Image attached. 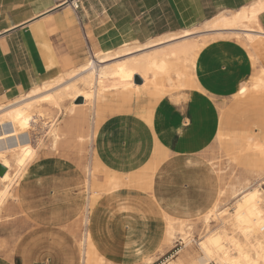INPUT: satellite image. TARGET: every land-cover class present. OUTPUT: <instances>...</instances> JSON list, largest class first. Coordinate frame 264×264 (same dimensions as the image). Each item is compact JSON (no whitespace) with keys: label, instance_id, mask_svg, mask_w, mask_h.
Segmentation results:
<instances>
[{"label":"crops","instance_id":"0c3cea01","mask_svg":"<svg viewBox=\"0 0 264 264\" xmlns=\"http://www.w3.org/2000/svg\"><path fill=\"white\" fill-rule=\"evenodd\" d=\"M66 1L0 0L1 98L22 95L39 85L38 79L56 74L63 48L81 51L91 44L101 49L106 45L101 41L109 36L115 42L121 35L146 42L166 33L156 32L150 20L162 16L167 5L179 21L175 32L257 0H76L77 9ZM259 21L264 29V11ZM250 50L264 63V37ZM253 71L243 44L234 38L216 39L199 52L197 84L187 99L176 103L162 98L153 109L152 123L134 112L102 120L94 140L100 163L140 181L108 191L89 215L88 229L106 256L133 263L152 257L163 244L167 217L195 220L211 209L220 179L204 152L219 130L216 99L234 95ZM155 156L158 164L147 182L141 172ZM36 164L21 179L18 198L43 224H34L13 256L0 257V264H82L78 239L68 225L87 207L86 175L66 157L52 156ZM135 246L142 248L140 255Z\"/></svg>","mask_w":264,"mask_h":264},{"label":"rangeland","instance_id":"374dc122","mask_svg":"<svg viewBox=\"0 0 264 264\" xmlns=\"http://www.w3.org/2000/svg\"><path fill=\"white\" fill-rule=\"evenodd\" d=\"M173 13V9L167 5L164 8V14H162V16L159 13L158 19L155 18L150 20V22L152 21V26H154L156 32L164 31L166 33H172L171 31L174 29V24L179 22L176 20V14L174 15ZM208 19L189 27V29H192V33L189 35L190 37H186L187 39L185 40L187 41L185 42L196 43L195 41H197V44L200 46V49H198L199 52L202 47L200 44L204 41L206 42L207 39V43H210L211 41H214V38L215 40L221 38H234L236 41L243 44L248 49V53H250V58L252 57L251 59H253L252 62L254 65V71L248 80L250 85L252 84L251 94L249 97L245 98V100H240L239 97L235 95L216 99V103L221 113L219 130L216 138L206 149L204 155L214 166L219 176V196L211 209L206 211V213L198 219L178 220L171 217L166 218L164 241L163 244L156 251H154V255L152 256L154 261L153 264H162L174 255L175 256L172 257L173 259L177 260L178 258H182L185 264L195 262L196 257L200 254L197 241L205 232L207 227L206 219L208 216L212 228H217L219 226V220L216 215V210L226 207L230 212H233L234 202L238 198L237 196L241 191L252 186H261L260 188L264 194V89L254 88V83L257 82L256 80L258 78L263 76L262 78L264 79V63H260L257 59L258 57L256 58L255 54L250 50V47L253 45L244 40L245 31L240 28H214L209 24L205 25V22ZM253 28L256 31L260 30L257 25ZM182 30L175 32H181ZM250 33L256 34L255 31ZM240 34L242 36H240ZM125 37L126 36L121 35L118 38H115H117L118 41H121ZM81 38L84 40L82 35ZM143 38H152V36ZM149 40L151 39H148L147 41ZM74 42L76 45V39ZM112 42H115V39L111 36L103 38L101 41V43H105L106 45ZM179 42L180 41H175L174 43L177 44ZM78 44L79 43H77V46ZM162 46L163 45L156 48H160ZM61 48H63V46H61ZM98 50L99 49L95 48V51ZM60 54L61 63L58 72L52 77L42 78L41 80L38 79L37 84H41L43 80L56 77L59 72H69L75 70L90 59V49L87 44L81 51H70L63 48L62 51L60 50ZM130 56L133 55H124L116 60L127 59ZM180 65L183 67L184 63H180ZM187 68L189 67L186 66L185 69ZM190 68V73L192 77L194 76V82L186 88V93H189V91L197 84L195 74L196 68L192 64ZM141 83L142 81L138 82V84ZM161 84L163 87L161 86L158 90L150 86L140 90L139 93L134 91H129L125 94L106 92L100 97L97 103L96 114H94V116L93 113H91L89 106H78L77 109H79L80 112H84L77 115L71 114L69 108L72 106V103L68 98L62 104V109L44 103L41 108L45 116L42 118L41 116L40 118L38 116L37 123L34 122L33 127L29 130L32 142L34 141L33 144L38 147V151L34 160H32L30 165L27 167L26 173L29 167L33 164L35 166H39L40 164L36 163L41 162V160H44L45 158L54 156L66 157L76 162L86 175L88 187L87 207L85 211L73 221L74 223L71 222L68 225L69 229L78 239L83 255L82 264L147 263L146 260H148V258L134 263L111 259L97 247V243L93 238L92 232L88 229L90 228L88 226L89 215L102 195L108 191L116 192V189L122 186H132L136 183L140 184V181H135V176L133 175H119L118 173L107 170L100 163L95 153L94 140L102 120L113 114L134 112L142 114L148 121H150V123H152V112L156 104L162 98L166 96L169 97L168 93L164 91L168 87L167 81L163 79ZM175 94L178 93L176 92ZM18 96L10 95L8 97H0V105L7 104ZM187 97L188 94L186 97L182 96L181 98L187 99ZM75 102L83 104L79 102V98ZM52 124L55 125V129L59 130V138L57 142H55L53 133H50ZM93 125L94 132L92 130ZM156 156L145 171L141 172V176L143 179L145 178L147 182L149 181L150 174L153 173L157 167L159 159ZM19 186V184L15 185L14 196H10L11 198L9 197L8 201L3 205L4 207L2 206V210L0 211V257H12L16 248L20 246L25 233L34 224H40V226L43 224L42 221L35 218L33 213H29L21 206L18 198ZM148 191H151L150 185L148 186ZM62 213H64V211H62ZM42 215H45L44 211L42 212ZM47 216L51 217L49 214ZM87 216L88 222L85 223ZM44 226L45 224L43 225V228H45ZM188 228L190 229L192 237L195 241H193L192 244L182 253L176 254V252L183 247V236ZM86 233H88V241L84 252L82 243ZM134 250L138 255L142 253V248L139 246H135Z\"/></svg>","mask_w":264,"mask_h":264},{"label":"bare ground","instance_id":"6f19581e","mask_svg":"<svg viewBox=\"0 0 264 264\" xmlns=\"http://www.w3.org/2000/svg\"><path fill=\"white\" fill-rule=\"evenodd\" d=\"M66 4H71L74 9L79 6L76 0H68ZM262 11L264 0H257L237 10L219 12L207 20L205 25L209 24L214 28H240L246 32L244 40L254 46L259 37H264V29L259 21ZM252 24L257 25L260 30L256 31L253 28L255 25ZM254 31L256 34L250 33ZM191 33L192 29L189 28L181 32L164 33L144 43L133 37H126L121 41L104 45L98 51L90 44V59L85 64L69 72H59L56 77L45 80L9 103L0 105V165L6 168L5 173L0 175V211L9 197L14 196L15 185L20 183L27 167L37 154L38 147L33 144L29 130L34 122L37 123L38 116L39 118L45 116L41 108L44 103L62 109V104L68 98L72 103L69 108L71 114L84 112H80L78 106H89L94 116L97 103L106 92L139 93L150 86L158 90L163 79L168 84L164 91L178 103L182 96L186 97L188 94L185 92L186 88L194 82V76L192 77L189 68L191 64L196 68L200 46L197 41L185 42ZM175 41L180 42L176 44ZM207 41H202L200 45L202 47L207 45ZM161 45L163 46L156 48ZM124 55L133 56L116 60ZM248 55L251 56L250 53ZM180 63H184V66L182 67ZM186 66L189 68L185 69ZM262 77L254 79L257 81L254 83L255 89H264ZM137 79L142 83L138 84ZM251 85L248 81L240 83L234 95L240 100H245L251 94ZM176 92L178 94H175ZM78 98H82L83 104L75 102ZM53 124L50 133H53L57 142L59 130L55 129ZM92 130L94 132V125ZM260 187L252 186L241 191L234 202L233 212L226 207L217 209L216 215L219 220L217 228H212L209 216L207 217L205 232L197 241L200 254L195 262L190 264H264V194ZM189 228L185 235H182L183 247L176 254L182 253L195 241ZM87 234L82 243L84 252L87 247ZM171 258L162 264L184 263L182 258L177 260ZM146 261V264L154 263L152 257Z\"/></svg>","mask_w":264,"mask_h":264},{"label":"water","instance_id":"95a60500","mask_svg":"<svg viewBox=\"0 0 264 264\" xmlns=\"http://www.w3.org/2000/svg\"><path fill=\"white\" fill-rule=\"evenodd\" d=\"M138 82H141L140 79H137ZM79 102H82V98L79 99ZM6 171V168L2 165H0V175H3Z\"/></svg>","mask_w":264,"mask_h":264},{"label":"built area","instance_id":"2783aa9c","mask_svg":"<svg viewBox=\"0 0 264 264\" xmlns=\"http://www.w3.org/2000/svg\"><path fill=\"white\" fill-rule=\"evenodd\" d=\"M78 4H79V2H78ZM79 6H77V7H75V9H77Z\"/></svg>","mask_w":264,"mask_h":264}]
</instances>
